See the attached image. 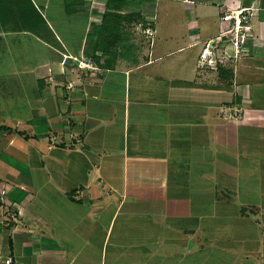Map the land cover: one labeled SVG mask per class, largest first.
Segmentation results:
<instances>
[{"label":"crops","instance_id":"1","mask_svg":"<svg viewBox=\"0 0 264 264\" xmlns=\"http://www.w3.org/2000/svg\"><path fill=\"white\" fill-rule=\"evenodd\" d=\"M11 1L0 0V258L264 264V0ZM243 7L251 30L231 56L216 35ZM128 14L150 44L113 57Z\"/></svg>","mask_w":264,"mask_h":264},{"label":"built area","instance_id":"2","mask_svg":"<svg viewBox=\"0 0 264 264\" xmlns=\"http://www.w3.org/2000/svg\"><path fill=\"white\" fill-rule=\"evenodd\" d=\"M254 11L250 7H243L238 10H229L228 12L224 13L222 16V19L224 21H230V24L228 27L224 28L222 31H220L216 38L219 39V41H222L225 43V51L227 49L232 50L231 56H238L240 53H242L244 46L246 44V41L248 39V33L251 30V17L253 16ZM145 35L152 36L153 31L149 28L144 29ZM213 40V39H212ZM211 60H209L210 62ZM77 65L79 68H86L88 70H96V67L93 66V64L88 60H80L77 62ZM71 86V84H69ZM231 116L235 120H240L243 117V110L240 107H232L230 109ZM5 193V190L1 191V196ZM0 261L3 264H11L12 261L10 258H0Z\"/></svg>","mask_w":264,"mask_h":264},{"label":"rangeland","instance_id":"3","mask_svg":"<svg viewBox=\"0 0 264 264\" xmlns=\"http://www.w3.org/2000/svg\"><path fill=\"white\" fill-rule=\"evenodd\" d=\"M11 2H15V1L12 0ZM33 14H36V11H34ZM35 17H38V16L35 15ZM125 18H126L127 25H124L123 32H122V34H120L119 40L114 42V45L112 47V51L108 52L109 54L111 53V56H113V57H116L117 55H121L123 52L124 53H128V52L135 51L136 42H141L142 39L146 43L147 47L150 44V38H151L150 36H148V35H147L148 37L147 36H143L140 31L137 32L136 26L133 24L136 21L135 17L134 16H130V14H128ZM153 39H154V37H153ZM228 111L231 112L230 110H228ZM230 117L233 118L231 115H230ZM249 177L250 176L244 178V180H247ZM184 178H185V180L187 179V177H181L180 176V177H177L176 180L177 181H183ZM176 183L178 185H180L179 182H176ZM261 189L264 190V188H261ZM240 200L241 201L248 200V202H249L252 199L250 197H247V198L246 197H241ZM218 208L219 207H217V209ZM231 208L232 207H230L229 210H232ZM126 210H127L126 208H123L122 212L118 213V218L115 221L114 231L119 230V227L121 226V223H122L121 218L126 217V215H123ZM220 210H222V209L220 208L218 210V212ZM127 211H130V209H128ZM130 231H131V229H130Z\"/></svg>","mask_w":264,"mask_h":264},{"label":"trees","instance_id":"4","mask_svg":"<svg viewBox=\"0 0 264 264\" xmlns=\"http://www.w3.org/2000/svg\"><path fill=\"white\" fill-rule=\"evenodd\" d=\"M71 5H72V3L69 2V0H65V8H66V10H69Z\"/></svg>","mask_w":264,"mask_h":264}]
</instances>
